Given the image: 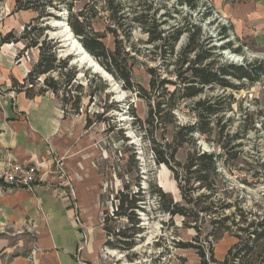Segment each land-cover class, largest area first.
I'll list each match as a JSON object with an SVG mask.
<instances>
[{
    "label": "trees",
    "instance_id": "trees-1",
    "mask_svg": "<svg viewBox=\"0 0 264 264\" xmlns=\"http://www.w3.org/2000/svg\"><path fill=\"white\" fill-rule=\"evenodd\" d=\"M14 1V11L31 9L37 15L24 24L20 35L17 36L13 30L0 35V45L24 41L15 57L16 62L30 47L38 50V57L22 81L12 78V89L24 92L29 98L50 91L59 98L64 115L81 113V94H69V88L77 81L79 69L75 64L68 65L70 55L67 58L58 56L59 41L49 37L46 32L49 26L42 24L43 18L51 15L47 6L58 9L61 4H65L69 11L70 28L86 51L121 81L123 89L146 101L147 110L143 118L130 107L132 126L150 144L154 163L163 164L171 171L181 200H175L169 192L157 186L149 194L158 199L161 213L167 214L169 219L180 215L185 225L193 226L196 230L192 243H180L179 246L193 248L200 264H264V212L246 207L242 200H228L227 193L219 186L221 172H232L241 158V140L247 139L251 131H258L255 120H259L257 118L260 115L246 108L237 115L234 125V115H229L235 101L233 92H239L259 81L264 74V62L253 60L236 63L222 60L216 49L228 46L216 47L205 42L202 27L200 23L191 21V13L185 12L179 22L170 23L174 13L181 10L168 7L163 13L165 19L157 20L155 14L158 8L150 0H136L130 7L132 16L129 21H124L126 11L121 0L107 1L111 21L105 25V30L113 35L112 49L106 47L104 34L94 30L93 23L86 18L83 9L72 12L74 0L68 3L66 0ZM199 2L178 0V5L195 11ZM135 26L146 34V43L152 47L149 51L157 55L144 54L134 43L129 42ZM219 35H226L224 27ZM181 37L184 40L177 46ZM140 53L156 61L153 66L146 65L149 74L147 88L132 77L136 54ZM52 73H56V76ZM38 81H41V85L37 88L35 85ZM77 87L82 88L81 83ZM95 94L93 91L87 94L90 101H93ZM67 103H70V109H67ZM183 107L187 108L193 119L180 124L176 112ZM102 115L103 112H95L93 119L86 114L84 128L88 129L93 121L101 120ZM261 125L264 126L263 123ZM168 135L170 139H167ZM122 138L128 140L124 135ZM199 138L212 150L201 149L197 145ZM186 143L191 144L192 148L184 160L179 161L177 153ZM131 161L136 168L135 189L130 188V182H124L114 196L115 204L111 211L113 219L124 218L126 225L115 227L108 224L112 217L108 216L107 209L102 210V228L106 237L104 246L125 252L128 259L134 256L129 252L137 245L144 230L139 212L146 211V192L140 184L134 148L127 156V163ZM247 164L244 173L253 180L264 177L251 161ZM242 181L246 182L245 179ZM198 219L210 227L202 239L199 237L200 226L196 225ZM224 233L234 236L236 242L222 259H216L212 240Z\"/></svg>",
    "mask_w": 264,
    "mask_h": 264
},
{
    "label": "rangeland",
    "instance_id": "rangeland-1",
    "mask_svg": "<svg viewBox=\"0 0 264 264\" xmlns=\"http://www.w3.org/2000/svg\"><path fill=\"white\" fill-rule=\"evenodd\" d=\"M66 1L68 3L71 0ZM107 1L74 0L72 12L75 13L79 9H83L86 18L93 23L94 30L104 34L103 42L106 47L112 49L113 35L105 30V25L111 21ZM121 1L124 3L126 11L124 21H129L132 16L130 7L136 3V0ZM150 1L158 8L155 14L157 20L165 19L163 13L168 7L181 10L174 13V17L169 20L170 23L179 22L185 12L191 13V21L200 23L202 27L205 42L208 41L210 45L216 47L228 46L224 49H216L222 60L226 59L236 63L253 60L264 62V0H199L195 11L188 10L184 5H178V0ZM14 6V0H0V35L9 30H13L17 36L20 35L24 24L37 15V12L31 9L14 11ZM46 9L50 11L51 15L43 18L42 24L49 26L46 30L49 37L58 39V56L67 58L70 55L68 65L75 64L79 69L77 81L71 87L68 86L70 87L69 94H81V113L84 117L89 114L94 119L95 112H103L102 119L93 121L88 128L95 136L97 146L95 162L103 173V186L99 197L100 224H103L104 213L102 210L107 209L108 216L112 217L108 224L115 227L126 225L124 218L113 219L111 211L115 204L114 196L124 182H130V188L135 189L134 177L136 174L134 169L136 168L132 161L127 163V156L131 153L132 148L137 153L141 176L140 184L146 192V211L139 212L144 230L140 234L141 237H139L137 245L129 252L134 255L132 259H128L126 253L119 249L104 246L103 242L97 248L98 261L100 264H200V259L193 248L179 246L180 243L193 242V237L196 235L195 228L187 224L186 226L180 215L169 219L167 214L159 211L158 199L149 194V191L154 190V186H157L169 192L175 200H181L171 171L163 164L154 163L150 144L141 137L142 133H138L132 126L133 117L130 107H133L136 113L143 118L147 110L146 101L135 93L123 89L121 81L107 71L83 46V48L81 47L79 38L73 33L68 23L69 11L65 4H61L58 9L49 6ZM223 27L226 29V35L221 37L219 33ZM67 30L72 32L69 38L65 35ZM60 33H64L63 35L66 36L64 40L59 36ZM131 35L129 42L134 43L144 54L157 55L155 52L149 51L152 47L146 43L147 36L138 26L133 27ZM183 40L184 37H181L177 46ZM23 43L24 41H19V46L14 48V63L21 62L30 65L31 68L38 57V50L34 47L28 48L21 54L19 61H15ZM77 44L80 45L82 51L86 52L88 58L85 59L75 48ZM126 45L129 49L128 43ZM141 54H136L132 77L134 81L147 88L149 74L146 71V65L153 66L156 61ZM52 75L56 76V73H52ZM89 79H91L90 82ZM80 83L82 88L77 87ZM40 85L41 81H38L35 87L38 88ZM90 91L96 93L93 101H90L87 96ZM0 93L6 94L5 96L10 95L1 87ZM46 93L51 95L61 107L60 100L56 95L50 91H46L42 95ZM233 93L235 101L232 103L233 111L229 115H234V125L237 123V115L246 108V110H254L260 115L257 118L259 120H255L258 131H251L247 139L241 140L243 143L241 158L232 168V172H221L219 186L227 193L228 200H242L246 207L264 212V177L253 180L243 170L251 161L255 169L264 174V163L262 164L264 162V126L261 125V123L264 124V74L253 85ZM66 107L70 109V103H67ZM176 114L180 124L193 119L186 107L178 110ZM122 135L126 136L128 140H123ZM167 139H170L169 135ZM197 145L203 150H212L202 138L197 140ZM191 148V144H184L177 153V159L183 161ZM258 157L261 159L259 160ZM242 179H245L246 182H243ZM187 223L195 222L187 221ZM196 225L200 226L199 237L202 239L210 231V227L207 223H201L200 219L196 221ZM235 242L236 238L229 233H224L218 239L212 240L214 257L222 259ZM205 246H207V241Z\"/></svg>",
    "mask_w": 264,
    "mask_h": 264
},
{
    "label": "crops",
    "instance_id": "crops-1",
    "mask_svg": "<svg viewBox=\"0 0 264 264\" xmlns=\"http://www.w3.org/2000/svg\"><path fill=\"white\" fill-rule=\"evenodd\" d=\"M18 46L0 45V87L10 94L0 93V169L8 158L32 163L59 155L64 178L51 174L33 191L0 178V264H100L103 173L95 136L82 113L64 115L48 93L29 98L12 89V78L22 81L30 69L14 63Z\"/></svg>",
    "mask_w": 264,
    "mask_h": 264
},
{
    "label": "built area",
    "instance_id": "built-area-1",
    "mask_svg": "<svg viewBox=\"0 0 264 264\" xmlns=\"http://www.w3.org/2000/svg\"><path fill=\"white\" fill-rule=\"evenodd\" d=\"M51 174L55 175L56 180L60 179V182L64 178L59 155L48 160L40 159L32 163H19L12 158H8L3 168L0 169V178L5 183L16 187H23L28 191H33L35 185L40 181L50 183L49 176ZM57 190L62 196L65 195L63 188H57Z\"/></svg>",
    "mask_w": 264,
    "mask_h": 264
},
{
    "label": "bare ground",
    "instance_id": "bare-ground-1",
    "mask_svg": "<svg viewBox=\"0 0 264 264\" xmlns=\"http://www.w3.org/2000/svg\"><path fill=\"white\" fill-rule=\"evenodd\" d=\"M66 29H67V27H66ZM66 29H65V30H66ZM70 34H71V32H70L69 30H67V31L65 32V35H67L68 38L70 37ZM75 48L79 51V53H80L81 55H83V57H84L85 59H86V57L88 58L86 52H85V51H82L80 45L77 44V47H75Z\"/></svg>",
    "mask_w": 264,
    "mask_h": 264
},
{
    "label": "water",
    "instance_id": "water-1",
    "mask_svg": "<svg viewBox=\"0 0 264 264\" xmlns=\"http://www.w3.org/2000/svg\"><path fill=\"white\" fill-rule=\"evenodd\" d=\"M47 23V22H46ZM70 31V30H69ZM71 32V31H70ZM72 33V32H71ZM64 33H60V35L59 36H61V39L62 40H64L65 38H66V36L65 35H63ZM81 47H82V45H81ZM83 48V47H82Z\"/></svg>",
    "mask_w": 264,
    "mask_h": 264
}]
</instances>
